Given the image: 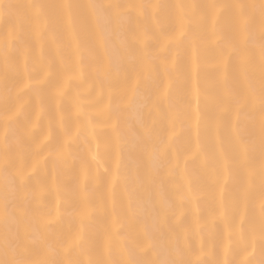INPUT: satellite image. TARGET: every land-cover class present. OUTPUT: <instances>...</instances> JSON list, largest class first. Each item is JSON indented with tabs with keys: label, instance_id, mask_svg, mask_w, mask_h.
I'll list each match as a JSON object with an SVG mask.
<instances>
[{
	"label": "bare ground",
	"instance_id": "bare-ground-1",
	"mask_svg": "<svg viewBox=\"0 0 264 264\" xmlns=\"http://www.w3.org/2000/svg\"><path fill=\"white\" fill-rule=\"evenodd\" d=\"M262 51L264 0H0V264H264Z\"/></svg>",
	"mask_w": 264,
	"mask_h": 264
},
{
	"label": "snow or ice",
	"instance_id": "snow-or-ice-1",
	"mask_svg": "<svg viewBox=\"0 0 264 264\" xmlns=\"http://www.w3.org/2000/svg\"><path fill=\"white\" fill-rule=\"evenodd\" d=\"M261 57L262 59H264V51H262L261 53ZM220 64L222 65L223 64V61L220 62ZM196 69V65H195V62L193 63V71H195ZM219 79L222 83H227V73L223 70V68H221V70L219 71ZM167 91V86L165 88V92ZM58 95L60 94L59 91L57 93ZM77 112L81 111L80 107L77 106V109H76ZM71 139L70 137L68 139L65 140V147L64 149H62L60 152H57L56 155L57 156H61L63 155V152L67 151V144H68V140ZM258 207L261 208L262 210V214H264V198H262L259 202H258Z\"/></svg>",
	"mask_w": 264,
	"mask_h": 264
}]
</instances>
